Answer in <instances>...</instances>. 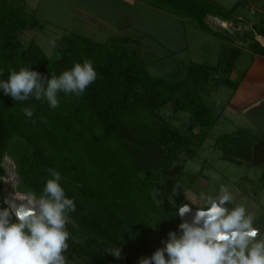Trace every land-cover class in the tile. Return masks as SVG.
Here are the masks:
<instances>
[{
	"label": "trees",
	"instance_id": "16d2710c",
	"mask_svg": "<svg viewBox=\"0 0 264 264\" xmlns=\"http://www.w3.org/2000/svg\"><path fill=\"white\" fill-rule=\"evenodd\" d=\"M147 1L207 32H213L205 21L208 14L227 21L237 8L225 11L208 0ZM45 27L26 3L0 0V80L21 67L51 78L84 59L93 62L98 77L80 97L58 93L56 109L34 97L15 101L0 89V209L7 207L6 156L16 164L18 190L37 197L52 178L48 169L58 170L65 195L76 206L67 225L69 249L80 254L85 247L97 260L115 246L122 258L108 253L118 264H139L164 246L170 231L179 232L178 210L188 204L174 201L177 185L187 174L182 158L199 154L225 110L214 112L217 104L204 99L215 66L193 63L173 78L154 76L148 68L152 61L141 54L140 40L117 37L101 42L73 31L62 34L59 55L53 59L34 38L24 42L20 36ZM254 28L264 36V26ZM255 44L261 45L253 39V49ZM234 50L237 54L239 48ZM231 72L220 79L235 90L240 79L233 80ZM25 107L34 110L31 119L25 117ZM166 108L189 114L186 130L173 124L171 115L163 112ZM214 145L224 161L264 168V139L246 130L221 134ZM195 183L192 177L188 187ZM236 183L250 197L264 195V173L259 179L244 175ZM79 237L85 242L79 243Z\"/></svg>",
	"mask_w": 264,
	"mask_h": 264
},
{
	"label": "rangeland",
	"instance_id": "374dc122",
	"mask_svg": "<svg viewBox=\"0 0 264 264\" xmlns=\"http://www.w3.org/2000/svg\"><path fill=\"white\" fill-rule=\"evenodd\" d=\"M19 2L26 3L31 11L46 24L44 29L22 31L21 39L28 42L34 38L44 52L53 59L59 55L57 47L62 34L73 31L101 42H108L117 37H131L140 40L141 54L148 58V61H152L148 68L154 76L168 75L173 78L179 69L183 70L187 65L193 63L215 66V70L210 69L212 71L209 79L210 94L209 96L205 95L204 98L207 102L217 104L214 105V108L212 107L214 112L220 111L226 106L234 92L232 86L226 85L220 79L229 77L231 71L228 68V63H233L234 73L231 78L239 80L251 61L249 53L238 51L236 54L233 46L227 44L226 41H219L214 36L205 34L202 30L197 29V26L191 21L193 26L186 25L185 27L181 21L169 18L161 12L133 0H19ZM223 2L227 9H232L237 5L236 11L231 17L235 25L238 24L235 20L240 12L249 16L250 20L256 23L255 26H264V17L251 13L244 0H224ZM127 18L130 19L128 21L132 23V27L120 28L122 25L118 22ZM209 24L212 26L211 29L218 32L224 27L234 30V24H223L216 19H210ZM239 33L241 32L239 31ZM225 34L219 33L222 39L228 36ZM250 34L257 36L259 33L254 28L249 32V36ZM187 45V49L184 50ZM234 45L238 46L236 42ZM172 50L180 51L170 53ZM163 112L167 116L171 115L174 125L186 130L189 123L188 113H176L171 108H166ZM233 115L228 109L224 111L199 154L193 159L182 158L186 164L187 174L177 185V196L174 201L179 204L188 202L194 208L204 207V202L199 198L200 194L206 193L215 197L220 186L225 185L234 196V203L227 206L232 208L237 203L246 202L248 211L256 216L254 226L263 227L264 195L250 197L238 187L236 181L244 175L259 179L264 173V168L251 163L235 165L224 161L220 158L219 149L214 145L215 139L221 134L233 132L239 128L251 132L252 129L246 126L245 122L243 124L241 119L234 118ZM254 115L249 112L247 116L252 118ZM254 120H257L254 122L255 124L263 126L264 117L260 122L258 119ZM196 129L198 130V127ZM256 132L252 134L257 137L260 132ZM257 138L261 140L260 136ZM192 177L195 178L196 183L192 187H188ZM156 196L160 202H163V197ZM261 235L264 236V231L261 232ZM76 240L79 243L85 242L82 237ZM101 253V257L94 260L87 255L84 247L80 254L77 253V250L69 249L65 255L67 264H118L108 252ZM105 260L107 261L104 262Z\"/></svg>",
	"mask_w": 264,
	"mask_h": 264
},
{
	"label": "clouds",
	"instance_id": "9594fccd",
	"mask_svg": "<svg viewBox=\"0 0 264 264\" xmlns=\"http://www.w3.org/2000/svg\"><path fill=\"white\" fill-rule=\"evenodd\" d=\"M97 77L93 62L84 59L51 78L21 67L11 71L7 80H0V89L15 101L34 97L56 109L58 93L80 97ZM22 111L28 119L34 115L31 107ZM48 171L52 178L39 197L17 193L4 201L7 207L0 209V264H67L65 253L71 238L67 225L76 206L65 195L60 172ZM199 198L205 206L197 207L190 221L179 224V232L170 231L164 246L139 264H264V236L254 226L256 216L248 211L246 202L227 207L234 203V196L225 185L215 197L201 193ZM190 212L188 204L178 210L181 217ZM108 252L122 258L118 247Z\"/></svg>",
	"mask_w": 264,
	"mask_h": 264
},
{
	"label": "crops",
	"instance_id": "0c3cea01",
	"mask_svg": "<svg viewBox=\"0 0 264 264\" xmlns=\"http://www.w3.org/2000/svg\"><path fill=\"white\" fill-rule=\"evenodd\" d=\"M133 1L139 2L142 5L147 6L148 8L152 10L161 12L165 14L166 16H168L169 18L181 21L183 23L182 25L185 27L186 25L193 26V24H191L188 18H183L168 10L161 9L157 7L156 5H154L152 2H149L147 0H133ZM208 1H210L213 5H215L219 9H223V10L230 9V8L227 9V7L225 6V3L223 2L224 0H208ZM244 3L246 4V6L248 5L247 8H249L251 13L264 17V0H244ZM210 19H216L217 21H220L223 24L225 23L227 25L234 24V27H233L234 30L232 31V29L230 30L224 27V29H221L219 32L212 29L213 32L211 33V32L204 31L198 27L197 29L202 30L207 35L209 34L211 36H214V38L218 39L219 41H224V42L226 41L227 44H230L233 47L239 48L240 53L244 51V52L249 53V55L251 56V61L248 67L246 68L245 72L242 74L240 78V84L230 96V99L227 105L225 106L224 111H226L227 109L230 110L231 113L234 114L233 115L234 118L241 119L243 121V124L245 122V125L252 129L250 132L251 134L256 131L260 132L258 136H260L261 139H264V124L262 126V125H258L254 123L255 121H257L254 119H258L260 122L261 119H263L264 117V53L260 52L261 45L255 44V50H253L252 48L253 39L258 41V36H262V35L257 34V36H255L254 34L253 35L250 34L251 36L250 38L249 32H251L252 29H254L256 23L251 21L249 16H246L240 12H238L236 16V20H235V22L238 23L237 25H235V23L233 22V19L224 21L221 18L213 14H208L205 18V21L210 26V28H212V26L209 24ZM128 20L130 19L127 18L123 21L120 20V22H118L119 24L122 25L120 26V28L132 27V23ZM239 31L241 33H239ZM219 33L221 34L227 33L228 36L222 39ZM227 34H225V36ZM237 36L238 37L240 36L241 38L240 37L238 38ZM235 42L237 43L238 46L234 45ZM187 47L188 45L184 47V50L187 49ZM179 51L180 50H172L170 51V53L171 52L177 53ZM233 73H234V70L231 72V75H233ZM249 112L253 115L255 114L256 116L254 115V117H252L253 119L250 118L251 116H247ZM245 115L247 118L245 117Z\"/></svg>",
	"mask_w": 264,
	"mask_h": 264
},
{
	"label": "water",
	"instance_id": "95a60500",
	"mask_svg": "<svg viewBox=\"0 0 264 264\" xmlns=\"http://www.w3.org/2000/svg\"><path fill=\"white\" fill-rule=\"evenodd\" d=\"M3 166L6 171V174L3 177V193L6 199H11L14 197L15 194H28L22 191L18 190V185L21 181L20 176L17 172V167L14 162V160L8 156L5 157L3 160ZM19 203V201H17ZM191 208V212L188 214H185L183 217L180 216L181 223L184 222L185 220H191L195 212L197 211V208H194L191 204H188ZM228 207V206H227ZM231 208V207H229ZM260 228L261 232L264 231V226L263 227H258Z\"/></svg>",
	"mask_w": 264,
	"mask_h": 264
},
{
	"label": "built area",
	"instance_id": "2783aa9c",
	"mask_svg": "<svg viewBox=\"0 0 264 264\" xmlns=\"http://www.w3.org/2000/svg\"><path fill=\"white\" fill-rule=\"evenodd\" d=\"M258 41L264 47V36H258Z\"/></svg>",
	"mask_w": 264,
	"mask_h": 264
}]
</instances>
